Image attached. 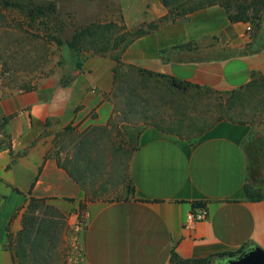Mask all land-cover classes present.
Instances as JSON below:
<instances>
[{
	"label": "crops",
	"instance_id": "1",
	"mask_svg": "<svg viewBox=\"0 0 264 264\" xmlns=\"http://www.w3.org/2000/svg\"><path fill=\"white\" fill-rule=\"evenodd\" d=\"M119 8L130 28L169 13L160 0H119ZM250 28L249 22H232L224 7L213 5L164 20L136 39L124 58L140 69L235 89L248 84L254 71L264 74V47L253 49ZM83 67L85 72L72 85L46 82L0 98V119L8 118L13 150L21 154L8 168L10 151H0V204L14 203L4 220L0 215V264H19L5 248L6 227L34 183L33 196L61 208L66 197L78 203L86 198V191L55 158L45 160L49 146L40 139L48 122L67 125L95 107L99 113L106 111L105 119L112 113L95 89L96 80L101 88L108 85L112 61L96 56ZM80 105L83 109L76 112ZM250 131L248 124L222 120L190 142L154 125L142 129L129 169L134 194L86 202L87 264H172L174 253L199 259L243 246L246 251L264 250V170L250 162L245 145ZM250 183L263 197H248ZM193 202H204L209 217L188 224Z\"/></svg>",
	"mask_w": 264,
	"mask_h": 264
},
{
	"label": "rangeland",
	"instance_id": "2",
	"mask_svg": "<svg viewBox=\"0 0 264 264\" xmlns=\"http://www.w3.org/2000/svg\"><path fill=\"white\" fill-rule=\"evenodd\" d=\"M15 2L21 5H0V98L37 88L46 82L55 83L57 87L72 85L85 72L83 66L77 69L76 52L67 44L74 31L82 27L80 23L113 21L126 25L120 13L119 0ZM52 4L56 6L55 10H49ZM46 7L48 11L44 15L42 11ZM250 24L252 47L262 49L264 12L254 24ZM127 49L105 56L112 61L108 85L101 88L99 80L95 81L96 93H101L112 106L108 119H105L106 111L99 113L95 107L87 115L67 125L56 120L48 122L47 128L41 129L40 139L49 146L46 155L59 158L71 168L84 183L86 191V198L79 203L74 198L66 197L65 208L54 201L48 202L64 215L62 221L57 220L62 227L59 225L61 232L57 234L55 248L51 251L52 264H87L84 234L88 218L86 208H82L81 204L89 200H115L134 194L129 175L130 161L139 134L147 126H177L181 122L184 126L192 122L196 125L211 124L222 110H227L229 117L250 125V140L247 138L246 142L254 153L258 168L264 170V87L260 83L242 89L208 86L211 90L183 92L174 88L166 78L142 73L126 61L124 54ZM113 56H120L122 63L117 84H114L113 68L117 63ZM80 57L85 62V58L96 56L87 53ZM82 109L83 105H80L76 112ZM68 125L71 129L66 131ZM0 140L8 142L4 135L0 136ZM25 203L26 200L21 206ZM13 204L10 201L2 207L0 204L2 220L10 213ZM21 206L14 209L12 216ZM23 212L24 209L11 225L15 235L22 229ZM230 259L216 258L212 264H228Z\"/></svg>",
	"mask_w": 264,
	"mask_h": 264
},
{
	"label": "trees",
	"instance_id": "3",
	"mask_svg": "<svg viewBox=\"0 0 264 264\" xmlns=\"http://www.w3.org/2000/svg\"><path fill=\"white\" fill-rule=\"evenodd\" d=\"M23 1V0H22ZM164 6L169 9L167 16L160 18L159 20L152 21L150 23H145L138 28L129 29L126 25L118 24L117 22H90L89 24L77 28L72 34L71 38L68 39L67 44L70 49L76 52L77 56V69H81L84 63V59L80 56L82 54L89 53L92 56H108L112 52L124 51L129 47V45L136 39L151 33L156 30L160 24L167 19H175L177 17L186 16L200 9H204L213 5H221L226 9L229 14V18L232 22H249L254 24L257 19L262 16L264 12V0H160ZM12 2V3H10ZM20 2H15V0H0V5L4 4L6 6L16 5ZM55 10V5H50L49 10ZM48 8L46 7L42 13L47 15ZM59 43L62 41L59 40ZM91 57V56H90ZM87 58H89L87 56ZM117 65L113 68L114 84H117L119 79V66H121L120 56H113ZM86 61V58H85ZM133 65V64H132ZM135 67V65H134ZM142 73H146L150 76H158L166 78L170 84L177 90L183 92H189L191 90H211L208 86H203L197 83H193L186 80H180L173 76H168L160 73H156L150 70L140 69ZM260 83L264 87V74L254 71L252 80L239 87L240 89L252 86L254 84ZM227 110H222L220 116L211 124L196 125L194 122L188 126H184L183 122L181 125H172L167 127H162L156 125L159 129L176 134L182 138H186L190 142H195L200 136L205 132L210 130L215 126L216 123L222 120H230L239 124H246L242 121H236L227 115ZM171 123V122H170ZM9 120L8 118L0 119V136H5L8 139L7 143L0 140V151L9 150L11 154V162L8 168H11L13 164L16 163L17 158L21 155L20 153L15 154L12 143L11 134L8 128ZM71 126L68 125L65 130L69 131ZM188 131V132H187ZM187 132V133H186ZM190 132V133H189ZM250 138H248V141ZM249 143L246 142V148L250 155V162L254 163V153L248 148ZM51 156L46 155L45 160ZM60 167H62L66 172L78 182L83 189H85L84 183L79 179V177L74 173V171L63 164L59 158H56ZM42 167L40 168V172ZM132 183V181H131ZM32 185L29 191V198L26 200L25 205L19 208L12 218L10 219L6 229L8 236V244L5 248L12 252L14 261L19 264H52V254L51 251L55 248L56 236L61 232V224L58 222L64 215L61 211L52 204L48 202L51 201L48 198H38L32 195L33 187ZM19 193L21 191L16 189ZM132 191H134V186L132 183ZM246 192L250 199H256L257 197H263V192L260 190H255L253 186L250 185L246 188ZM82 208H86V204H81ZM206 204L204 202H193L194 210L198 208H204ZM24 209L22 214V229L18 234H14L11 229V225L14 219L19 215L20 211ZM54 216V217H52ZM58 220V221H57ZM65 223V222H64ZM59 225L61 227H59ZM247 249V246H243L236 251H230L220 254H213L206 258L199 259H183L177 254L172 255L171 262L182 263V264H212L216 258H236L242 255Z\"/></svg>",
	"mask_w": 264,
	"mask_h": 264
},
{
	"label": "water",
	"instance_id": "4",
	"mask_svg": "<svg viewBox=\"0 0 264 264\" xmlns=\"http://www.w3.org/2000/svg\"><path fill=\"white\" fill-rule=\"evenodd\" d=\"M228 264H264V250L259 247L249 249L242 255L230 259Z\"/></svg>",
	"mask_w": 264,
	"mask_h": 264
},
{
	"label": "built area",
	"instance_id": "5",
	"mask_svg": "<svg viewBox=\"0 0 264 264\" xmlns=\"http://www.w3.org/2000/svg\"><path fill=\"white\" fill-rule=\"evenodd\" d=\"M209 217V211L206 207L192 210L187 215V223L193 224L196 221L205 220Z\"/></svg>",
	"mask_w": 264,
	"mask_h": 264
}]
</instances>
